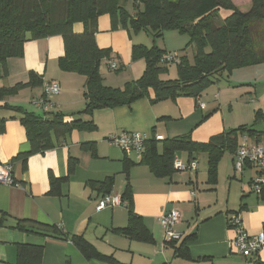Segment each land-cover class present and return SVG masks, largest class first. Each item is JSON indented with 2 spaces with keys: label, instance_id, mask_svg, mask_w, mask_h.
<instances>
[{
  "label": "crops",
  "instance_id": "1",
  "mask_svg": "<svg viewBox=\"0 0 264 264\" xmlns=\"http://www.w3.org/2000/svg\"><path fill=\"white\" fill-rule=\"evenodd\" d=\"M232 1L236 5V0ZM229 14L224 11L225 17ZM142 33L134 34L121 27L112 30L108 15L98 18L96 45L112 52L110 59L100 65L106 87L122 88L142 75L143 60H131L132 46L144 44H137L133 38ZM171 37L175 36L171 34ZM180 37L185 41L184 36ZM63 53L60 36L28 41L20 57L7 61L6 75L0 79V88L26 84L30 75L42 82L40 87L23 88L0 100V165H11L15 182L12 186L0 184V264H14L18 243L42 245L41 264H104L96 259L86 260L69 241L75 235L121 264L264 263V247L251 259L234 252L235 233L228 225V220L237 216L250 236L264 232V197L251 192L249 187L256 177L255 168L245 166L236 172L234 154L225 152L218 163L216 185L211 189L207 183L206 154V167L201 164L204 153L190 158L187 152L178 151L172 164L195 160L196 169L188 172L173 169L166 177H156L148 166L138 164L140 160L134 154L107 142L109 135L136 132L146 135V142L155 141L160 151L167 139L188 135L192 141L205 143L222 132L251 125L256 111L264 114V63L232 70L226 79L212 84L197 100L178 96L175 100L151 103V94L149 99H139L128 107L77 115L85 106V78L59 70L57 61ZM110 63L120 70H111ZM170 77V71L161 75L163 80ZM50 81L58 83L60 91L49 98L52 107L46 112L58 113L66 120H90L96 129L73 130L60 138L55 148L30 154L31 145L20 122V112L3 106L19 107L42 116V109L33 102L43 98V83ZM263 126L264 120L258 128ZM155 136L163 139L156 141ZM240 140L241 136L238 144ZM90 143L93 150L88 148ZM248 144L258 145L264 151V132L258 142L248 138ZM69 159L75 161L70 173ZM51 178L61 180L56 195L50 194ZM106 178L113 180L106 187L112 195L120 196L129 184L132 211L151 234V244L130 240L114 231L127 225L128 212L124 206L95 210L103 194L100 183ZM170 209L180 214L174 230L183 238L194 236L185 245L188 259L174 254L164 242L165 230L158 219ZM17 220L59 226L65 236L51 238L21 232L14 228Z\"/></svg>",
  "mask_w": 264,
  "mask_h": 264
},
{
  "label": "trees",
  "instance_id": "2",
  "mask_svg": "<svg viewBox=\"0 0 264 264\" xmlns=\"http://www.w3.org/2000/svg\"><path fill=\"white\" fill-rule=\"evenodd\" d=\"M249 1V9L241 11L232 0H0V79L6 75L7 61L20 57L26 42L60 36L64 53L57 61L59 70L77 73L85 78V106L77 115H91L104 108L128 107L139 99H149L151 94V103L175 100L178 96L197 100L203 91L226 79L232 70L264 63V48L254 46L257 39L264 44V0ZM220 10L229 11L230 14L222 19L219 16ZM102 15L110 17L112 30L121 27L134 34L144 32L154 39L161 38L167 31L187 35L188 46L194 50L193 63H188L184 57L175 53L177 76L175 79L163 80L161 75L167 73V65L171 63L161 62V59L169 53L155 46L133 45L131 60H143L145 68L142 75L122 88L106 87L100 74V65L110 59L112 52L100 49L95 41L97 20ZM258 23H262L263 27L259 28ZM41 85L40 78L30 75L26 84L0 88V100L16 94L20 89ZM3 107L20 112V122L31 145L30 154L55 148L57 141L73 130L91 132L96 129L90 120H66L58 113L43 112L41 116L25 112L19 107ZM263 120L264 114L256 111L254 122L249 126L222 132L205 143L192 141L188 135L167 139L163 141L160 151L157 143L150 140L144 144L138 164L148 166L156 177H166L173 172L172 159L176 152L185 151L190 158L204 153L207 156V183L213 189L222 155L225 152L235 154L240 144L239 136L258 142L264 132V126L258 128ZM88 148L93 150V144L90 143ZM74 162V159H69V173L73 171ZM259 174L264 176V172ZM59 181L50 179V194L58 193ZM112 181V178H106L100 183L102 195L109 194L106 187L111 186ZM258 194L264 197V185ZM120 199L122 206L127 209L128 220L124 228L114 231L130 240L151 244V234L142 219L132 211L129 184ZM14 228L43 237L65 236L59 226L49 227L30 220H17ZM180 235V240L164 242L173 249L174 254L188 259L185 245L194 236L183 238ZM69 241L86 260L121 264L112 256L97 252L79 235L71 236ZM42 256V245L18 243L14 264H41Z\"/></svg>",
  "mask_w": 264,
  "mask_h": 264
},
{
  "label": "built area",
  "instance_id": "3",
  "mask_svg": "<svg viewBox=\"0 0 264 264\" xmlns=\"http://www.w3.org/2000/svg\"><path fill=\"white\" fill-rule=\"evenodd\" d=\"M161 62L176 63V55L166 54L162 57ZM110 69L116 70L117 66L114 63H110ZM44 97L35 100L33 105L46 112L52 107V102L48 101L50 97L57 95L60 91L59 85L56 82H47L42 86ZM202 106V105H200ZM163 138L161 136H155L156 141H160ZM148 140L146 135H142L136 132H122L120 134L109 135L107 142L119 148L125 153H132L136 159L140 160L144 149V144ZM233 165L236 172H241L245 166H252L255 168L256 177L250 183V191L258 194L261 187L264 185V176L259 172H264V151L258 145H249L248 137L242 136L239 147L237 148ZM174 170L178 172L194 171L196 169V161L191 160L187 163H181L174 161ZM0 184L12 186L15 185L12 176V168L10 164L0 165ZM123 205L119 195L106 194L102 195L98 201L95 210L102 211L106 208H112L115 206ZM180 218V214L170 209L165 211L158 219L160 225L165 230L164 241L180 240L181 235L174 230ZM228 225L233 229L235 238L232 242V248L234 252L241 257L251 259L264 247V232H260L255 236H250L237 216H233L228 220Z\"/></svg>",
  "mask_w": 264,
  "mask_h": 264
},
{
  "label": "rangeland",
  "instance_id": "4",
  "mask_svg": "<svg viewBox=\"0 0 264 264\" xmlns=\"http://www.w3.org/2000/svg\"><path fill=\"white\" fill-rule=\"evenodd\" d=\"M249 3H250L249 0H248V3L246 0H236V6L241 11L248 10L250 7ZM224 11L225 10L219 11V16L222 19L225 18ZM258 24H259V28L263 27L262 23H258ZM171 34H172V36H175V37H171ZM180 36H184L183 38H185V39H183V40H185V41H182V39H180L181 38ZM133 40L137 44L144 43L143 45H145L146 47L155 46V47L162 49V50L166 49V50L170 51L173 55H176L174 53H178L179 57H184L187 60V62L190 64L193 63L194 50H193V47H191L190 45L188 46L189 39H188L187 35H180L175 31H167V32H164V34L161 38H155L154 39L150 35H148L146 33H142V35H138V37L134 36ZM254 46H255V48H264V44L262 43V41L260 39H257L254 41ZM167 68L169 69L168 71H170V74H171V77L168 79H175L177 76L176 63L174 62V63L168 64ZM205 91H203L202 93L204 94ZM201 156L203 158L201 161V164L203 163L204 167H206L205 154H202ZM181 163H183V162H181ZM244 177H246V173H245Z\"/></svg>",
  "mask_w": 264,
  "mask_h": 264
}]
</instances>
